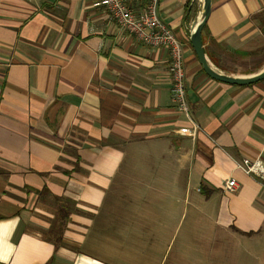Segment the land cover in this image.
Masks as SVG:
<instances>
[{
    "label": "crops",
    "instance_id": "1",
    "mask_svg": "<svg viewBox=\"0 0 264 264\" xmlns=\"http://www.w3.org/2000/svg\"><path fill=\"white\" fill-rule=\"evenodd\" d=\"M101 2L0 0V264H167L174 208L191 229L168 264H181L191 240L198 255L213 253L221 232L232 264H264V188L237 167L245 158L264 167V79H210L189 41L202 1L159 0L157 15L182 49L187 119L171 100L168 50L121 30ZM263 14L264 0H211L203 49L235 67L218 49L264 50ZM243 68L235 76L252 70ZM155 158L168 162L159 173L167 187L186 171L183 192L196 194L174 208L118 199L122 177L144 176L138 165ZM230 179L237 189L227 194ZM60 209L68 213L54 245L47 230L63 222ZM204 230L213 231L206 243Z\"/></svg>",
    "mask_w": 264,
    "mask_h": 264
},
{
    "label": "rangeland",
    "instance_id": "2",
    "mask_svg": "<svg viewBox=\"0 0 264 264\" xmlns=\"http://www.w3.org/2000/svg\"><path fill=\"white\" fill-rule=\"evenodd\" d=\"M243 66H247L250 68L252 67V65L250 64H244L240 67L231 66L230 68L234 69L235 71H241L242 69H244ZM171 163L172 164L175 163L178 166V162L174 161L173 158H172ZM126 167L130 168L129 164L126 165ZM138 167L140 168V170L141 169L144 170L145 172L144 176H138L139 173L131 177L121 176L122 177V182L120 181L121 191L116 194L118 199L120 200L137 199L139 201L165 200L164 201L165 206L170 204V206L174 208L173 203L175 202V200L177 201H179L180 199L182 200L184 199L185 195H187L188 196L187 199H189V195L196 194L194 187L191 188L192 189L191 191L189 190L190 188H187V191L185 189L183 192V189L185 187H189L188 181L186 180V174H185L186 171H184L182 174L176 177H173L172 190L171 188L167 187L168 186L167 183H169L168 181L169 178L159 176V173L163 169L168 167L167 161H162L160 159L155 158L154 160H151V161L142 162V164L138 165ZM134 169L136 168H133L132 170L134 171ZM152 171L155 173H153ZM121 177H119V180L121 179ZM42 203L46 205L47 207H50L51 201H46ZM45 211L50 212V209H47ZM183 213H184L183 208H174L171 210V215L172 217L177 218V222L175 223L174 229L171 231V235H173L174 237L172 238V242H171L172 252L167 257L168 259L167 264L168 262H170V260L172 261V263L175 262L174 259L177 258V256H174L173 254L175 253V250H177V248L179 247L182 237L186 233L187 229H191L190 223H188V221H185L183 223L180 222V218L182 217ZM189 217H191L190 213H189L188 218ZM168 219L166 220L168 221ZM54 221L57 222V219H54ZM170 224L172 226L171 219H170ZM52 226L53 224L49 226V229L47 230L46 238L49 241L54 243L56 242V239L58 236L57 232L60 227H59V223L54 224L55 230L54 229L51 230ZM63 229L64 228H61V230ZM51 231H56L57 235H52ZM211 232L213 231L209 230V233ZM203 233H204L203 243H206L205 240L207 239L205 237V234H209V233L207 232V230H204ZM224 234L225 233L221 232L217 240H215L214 238L212 246L213 245L214 247L217 246L219 250L216 248L213 253L210 252V253H205L203 255H198L200 249L198 248L197 244L195 245L192 240L183 243L184 244L183 248L185 247L184 249L187 251V253L181 257V260H180L181 264H218V263L232 264L230 253L228 255V249L226 250L228 241L226 240V237ZM57 243L59 244L60 242H56V244ZM230 244H232V242H230ZM222 249H225V250L222 251ZM222 252H226L224 257L221 255ZM202 259H203V262H202ZM224 260H226L225 263L223 262ZM235 264H239V261L236 262ZM251 264H258V262L254 259V257H251Z\"/></svg>",
    "mask_w": 264,
    "mask_h": 264
},
{
    "label": "built area",
    "instance_id": "3",
    "mask_svg": "<svg viewBox=\"0 0 264 264\" xmlns=\"http://www.w3.org/2000/svg\"><path fill=\"white\" fill-rule=\"evenodd\" d=\"M130 1L102 0L101 4L121 30L131 34L136 40L152 48L168 50L170 57L168 73L171 80V100L178 112L189 119V109L183 85L182 49L157 15L159 0H135L142 4L139 10L132 9L129 6ZM237 167L246 175L258 178L264 188V167L258 161L245 158L237 163ZM236 189L237 185L233 179L224 183L223 190L225 193H234Z\"/></svg>",
    "mask_w": 264,
    "mask_h": 264
},
{
    "label": "water",
    "instance_id": "4",
    "mask_svg": "<svg viewBox=\"0 0 264 264\" xmlns=\"http://www.w3.org/2000/svg\"><path fill=\"white\" fill-rule=\"evenodd\" d=\"M201 1L202 5L200 12L194 20L189 32V41L196 55V58L198 59V62L202 67L203 72L210 79L230 86H249L262 81L264 79V68L254 74L246 76H235L232 74H225L223 72H220L208 63L202 46L201 32L210 15L211 0Z\"/></svg>",
    "mask_w": 264,
    "mask_h": 264
},
{
    "label": "trees",
    "instance_id": "5",
    "mask_svg": "<svg viewBox=\"0 0 264 264\" xmlns=\"http://www.w3.org/2000/svg\"><path fill=\"white\" fill-rule=\"evenodd\" d=\"M263 19L261 20V26L262 28H264V14H263ZM218 52L221 53V54H225L227 57V61L230 63V64H234L235 66L237 67H240L242 65H244V63H241L240 65H237L240 63V60L241 58L244 59V56H252V58H256V61L255 63L252 65L250 71H247L245 73H243L244 75H248V74H253V73H256L258 72V70L264 65V50L263 49H258L256 50L255 52H252V53H247V54H239V53H236V52H227V51H224V50H219L218 49ZM204 53L205 55H207L208 59L211 61V63L219 70H221L222 72H224L225 74H234L236 73V71L234 69H231L230 65L224 63L222 60H220L218 58V55L217 53H213L212 51L209 50L208 47H205L204 48ZM260 56V57H259ZM203 190V188H200V191ZM45 190H42V193H44ZM202 193H204V191H202ZM54 201L57 205H59V203L61 202V200L59 198H54ZM61 208V206H60ZM67 210H64V209H60L59 212H58V216H59V219L60 221L62 220L63 222L59 224V230L57 232L58 236L57 239H56V242H59L60 241V233L62 232L61 228H64L65 227V218H67ZM55 234V235H57ZM49 241V240H48ZM56 242H54V245H56Z\"/></svg>",
    "mask_w": 264,
    "mask_h": 264
}]
</instances>
